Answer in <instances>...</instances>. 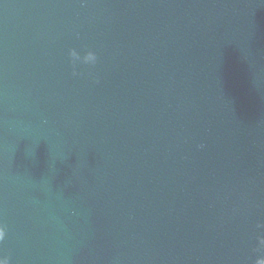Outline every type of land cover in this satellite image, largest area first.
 <instances>
[{"label": "water", "instance_id": "1", "mask_svg": "<svg viewBox=\"0 0 264 264\" xmlns=\"http://www.w3.org/2000/svg\"><path fill=\"white\" fill-rule=\"evenodd\" d=\"M0 224L10 264H256L264 0H0Z\"/></svg>", "mask_w": 264, "mask_h": 264}, {"label": "clouds", "instance_id": "2", "mask_svg": "<svg viewBox=\"0 0 264 264\" xmlns=\"http://www.w3.org/2000/svg\"><path fill=\"white\" fill-rule=\"evenodd\" d=\"M69 59L72 65L75 67L77 63H83L86 65H95L97 62V55L94 51H87L83 56H81L76 50H70L69 51ZM75 71L73 72V75H75ZM258 228L264 227V225L258 224ZM6 235V229L5 227L0 224V242H2L5 239ZM261 245H264V238L260 239ZM0 264H10L8 257H0ZM256 264H264V257L258 258L256 260Z\"/></svg>", "mask_w": 264, "mask_h": 264}]
</instances>
